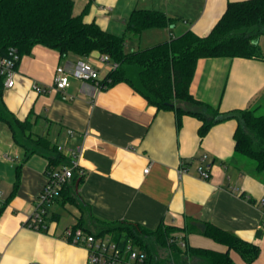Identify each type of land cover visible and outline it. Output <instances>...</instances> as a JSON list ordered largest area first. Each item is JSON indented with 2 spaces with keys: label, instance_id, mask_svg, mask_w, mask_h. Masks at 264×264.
<instances>
[{
  "label": "crops",
  "instance_id": "obj_1",
  "mask_svg": "<svg viewBox=\"0 0 264 264\" xmlns=\"http://www.w3.org/2000/svg\"><path fill=\"white\" fill-rule=\"evenodd\" d=\"M233 1L241 0H88L85 18L116 34L125 31L135 8L158 9L175 18L169 27L129 37L126 47L135 50L187 30L205 36ZM79 59L91 62L101 80L113 66L97 51L85 58L62 56L38 44L19 61L15 86H4L8 109L21 120L30 119L35 135L62 146L69 157L77 150L84 173L75 172L78 191L71 180L51 205L48 231L29 228L49 161L43 153L26 156L9 125L0 121V264H89L87 249L64 233L82 219L81 228L88 230L96 228L97 220H125L152 229L212 223L259 247L252 263L231 250L236 264H264V173L236 152L237 120L217 123L201 137L200 119L186 114L178 127L173 110L158 111L125 82L102 88L97 81L71 77L64 90L55 88L57 67L69 70ZM190 90L221 111L261 106L264 59L201 58ZM73 192L77 202L68 200ZM185 237L192 246L228 249L197 232Z\"/></svg>",
  "mask_w": 264,
  "mask_h": 264
},
{
  "label": "trees",
  "instance_id": "obj_2",
  "mask_svg": "<svg viewBox=\"0 0 264 264\" xmlns=\"http://www.w3.org/2000/svg\"><path fill=\"white\" fill-rule=\"evenodd\" d=\"M88 6L75 13V0H0V55L16 52L22 58L41 44L57 50L62 56L70 53L85 58L92 52L104 54L113 66L100 80L102 88L125 82L141 94L158 111L173 110L177 126L182 117L193 115L202 121L203 137L215 124L235 119L236 152L252 159L264 173V115L256 114L260 106L221 111L219 107L199 100L191 93L198 61L201 58L243 57L264 59L258 42L264 27V0L229 2L224 14L205 36L187 30L164 42L135 50H126L129 37H139L145 29L169 27L174 17L164 11L135 8L130 13L125 31L116 34L103 28L95 19L86 20ZM4 78L0 76V121L6 122L13 139L26 156L43 153L48 158L46 173L69 163L71 157L58 149L47 137L35 135L30 119L21 120L5 104L2 93ZM75 189L78 177H73ZM66 187V186H65ZM77 202L75 192L68 196ZM96 228L85 229L98 236H110L118 242L132 241L145 253L144 264H236L230 251H237L246 263L259 255V247L222 229L203 222L200 226L178 227L160 224L152 229L128 221L97 220ZM83 219L73 228L82 227ZM200 233L227 246L226 251L192 246L179 233ZM160 249L164 254L160 255Z\"/></svg>",
  "mask_w": 264,
  "mask_h": 264
},
{
  "label": "built area",
  "instance_id": "obj_3",
  "mask_svg": "<svg viewBox=\"0 0 264 264\" xmlns=\"http://www.w3.org/2000/svg\"><path fill=\"white\" fill-rule=\"evenodd\" d=\"M20 60L21 57L16 52H11L8 56L0 55V76L4 78L6 87L15 86L17 66ZM71 77L94 80L101 86L99 70L85 59L77 60L69 70L64 66H58L54 75L55 88L64 90L70 85ZM37 88L41 91L45 90L39 86ZM69 133L73 135L74 131L70 129ZM58 149L62 151L63 147L58 146ZM72 152L69 163L52 168L46 173L47 181L37 198L36 207L29 216L27 224L29 228L48 231L47 217L51 205L62 194L64 187L71 182L76 171L79 174L84 173L76 159L77 150ZM148 170L146 168L145 172ZM199 171L203 178H209L208 171L203 169ZM64 233L72 243L82 245L87 249L89 264H144L145 253L130 240L125 243L118 242L110 236L89 233L81 227L67 228Z\"/></svg>",
  "mask_w": 264,
  "mask_h": 264
},
{
  "label": "rangeland",
  "instance_id": "obj_4",
  "mask_svg": "<svg viewBox=\"0 0 264 264\" xmlns=\"http://www.w3.org/2000/svg\"><path fill=\"white\" fill-rule=\"evenodd\" d=\"M88 0H75V13H81L83 11V9L86 6ZM123 0H121L122 2ZM125 1V0H124ZM120 31V30H119ZM122 33V32H121ZM128 40V39H127ZM258 42L261 46V49L264 53V34H261L259 36ZM126 50H131L130 47H126ZM254 107V106H253ZM256 114L258 115H264V104L261 105L257 110H256ZM164 254V251L160 249V255Z\"/></svg>",
  "mask_w": 264,
  "mask_h": 264
},
{
  "label": "water",
  "instance_id": "obj_5",
  "mask_svg": "<svg viewBox=\"0 0 264 264\" xmlns=\"http://www.w3.org/2000/svg\"><path fill=\"white\" fill-rule=\"evenodd\" d=\"M261 34H264V27H261ZM79 181L80 180H77L76 181V184H75V189L78 191V187H79Z\"/></svg>",
  "mask_w": 264,
  "mask_h": 264
}]
</instances>
